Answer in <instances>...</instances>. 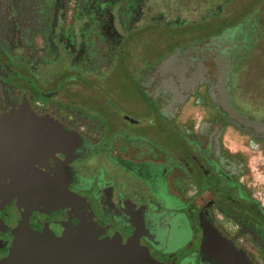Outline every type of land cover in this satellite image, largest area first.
Instances as JSON below:
<instances>
[{
  "label": "flooded vegetation",
  "instance_id": "1",
  "mask_svg": "<svg viewBox=\"0 0 264 264\" xmlns=\"http://www.w3.org/2000/svg\"><path fill=\"white\" fill-rule=\"evenodd\" d=\"M230 3L0 0V251L63 197L157 263L221 264V237L264 264V133L207 99L223 76L264 122L230 99L258 36Z\"/></svg>",
  "mask_w": 264,
  "mask_h": 264
},
{
  "label": "water",
  "instance_id": "2",
  "mask_svg": "<svg viewBox=\"0 0 264 264\" xmlns=\"http://www.w3.org/2000/svg\"><path fill=\"white\" fill-rule=\"evenodd\" d=\"M227 88L220 76L212 84L207 99L220 106L231 117L243 120L264 133V122H253L241 116L227 99ZM47 202V222L39 228L23 225L14 231L10 245L0 251V264H160L135 241L119 245V236L98 224L82 202ZM57 208L60 209L57 212ZM57 209V210H56ZM81 209V210H80ZM51 212L58 213L53 217ZM66 213V219L62 214ZM215 258L221 264H250L243 252L219 237Z\"/></svg>",
  "mask_w": 264,
  "mask_h": 264
},
{
  "label": "rangeland",
  "instance_id": "3",
  "mask_svg": "<svg viewBox=\"0 0 264 264\" xmlns=\"http://www.w3.org/2000/svg\"><path fill=\"white\" fill-rule=\"evenodd\" d=\"M229 1L231 3L226 5L227 8L231 6L241 9L248 6L251 0ZM217 2H223V0H179L181 4L179 14L186 19H197L208 10V7H213ZM249 6L254 11V17L251 16L249 22H254V33L258 36L250 44L243 60L238 65V73L234 79V92L230 95V99L234 103L258 111L264 108V0H252ZM192 8L195 9L194 12H191ZM249 13L252 11L250 10ZM238 94L239 97L247 95L238 98Z\"/></svg>",
  "mask_w": 264,
  "mask_h": 264
},
{
  "label": "crops",
  "instance_id": "4",
  "mask_svg": "<svg viewBox=\"0 0 264 264\" xmlns=\"http://www.w3.org/2000/svg\"><path fill=\"white\" fill-rule=\"evenodd\" d=\"M171 189H172V188L169 187V188L167 189L166 192H165V190H163V191H164V193H167V192L169 193ZM164 195H165V194H164Z\"/></svg>",
  "mask_w": 264,
  "mask_h": 264
},
{
  "label": "built area",
  "instance_id": "5",
  "mask_svg": "<svg viewBox=\"0 0 264 264\" xmlns=\"http://www.w3.org/2000/svg\"><path fill=\"white\" fill-rule=\"evenodd\" d=\"M262 204H264V202H261Z\"/></svg>",
  "mask_w": 264,
  "mask_h": 264
}]
</instances>
